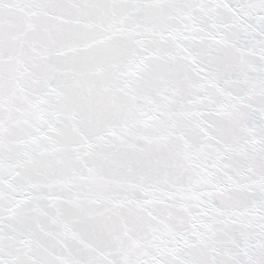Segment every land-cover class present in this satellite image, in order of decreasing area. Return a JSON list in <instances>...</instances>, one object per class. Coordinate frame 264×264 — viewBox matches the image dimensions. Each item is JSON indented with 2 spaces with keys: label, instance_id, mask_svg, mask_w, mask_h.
I'll list each match as a JSON object with an SVG mask.
<instances>
[{
  "label": "snow or ice",
  "instance_id": "1",
  "mask_svg": "<svg viewBox=\"0 0 264 264\" xmlns=\"http://www.w3.org/2000/svg\"><path fill=\"white\" fill-rule=\"evenodd\" d=\"M0 264H264V0H0Z\"/></svg>",
  "mask_w": 264,
  "mask_h": 264
}]
</instances>
